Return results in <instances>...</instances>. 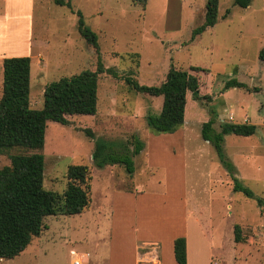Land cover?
Listing matches in <instances>:
<instances>
[{"label": "rangeland", "instance_id": "374dc122", "mask_svg": "<svg viewBox=\"0 0 264 264\" xmlns=\"http://www.w3.org/2000/svg\"><path fill=\"white\" fill-rule=\"evenodd\" d=\"M62 1H69L71 9L55 0H34L29 13L17 4L8 27L4 23L0 29V54L30 58L32 109H41L49 83L94 72L98 60L116 72L118 78L98 75L97 114L69 117L67 126L48 122L43 148L37 151L44 159L45 190L61 194L68 167L86 165L91 201L79 215L47 217L46 228L25 252L0 264H69L74 253H88L85 264H97L94 255L103 264H133L134 241L140 252L147 239L158 240L166 258L170 238L185 232L187 211L198 210L215 233L211 264H264V205L257 204V199L264 201V61L258 58L264 48V0H251L244 9L234 6V0H219L215 26L194 42L191 32L203 23L206 0H146L144 5L133 0ZM226 10L230 14L223 18ZM76 11L97 35L99 54L78 34ZM170 66L203 70L196 73L201 100L188 96L179 134L187 141L174 140V146L172 135L153 134L145 123L147 115L159 113L162 98L136 93L124 80L159 86ZM0 67L1 97V61ZM229 80L246 88L223 90ZM209 120L216 132L223 123L256 126L251 137L226 135L223 141L236 178L254 198L232 191L214 149L201 139V126ZM85 129L93 132V140ZM134 137L146 142L144 154L133 158L134 180L122 165H93L96 140L131 148ZM19 153L27 154L14 149L0 155V169L10 165L9 155ZM136 190L142 194L117 205L113 215V202L123 194L135 196ZM236 226L240 243L233 241ZM192 233L198 244L197 230Z\"/></svg>", "mask_w": 264, "mask_h": 264}, {"label": "trees", "instance_id": "16d2710c", "mask_svg": "<svg viewBox=\"0 0 264 264\" xmlns=\"http://www.w3.org/2000/svg\"><path fill=\"white\" fill-rule=\"evenodd\" d=\"M251 0H234L233 5L247 8ZM146 0H133L135 5H144ZM219 0H206L203 23L191 32L194 42L208 28L215 26ZM56 5L71 9L70 2L55 0ZM230 14L226 10L223 18ZM76 29L84 41L99 54L97 35L85 25L82 14L75 12ZM258 58L264 61V48ZM203 70L191 67L189 70H177L170 66L164 81L159 86L140 85L131 77L124 80L136 93L150 97H161L162 104L158 114H149L145 123L153 134H173L183 124L187 97L200 101V80L196 75ZM106 73L118 78L111 68H104L98 60L94 72L83 71L77 75L63 77L49 83L43 90L41 109L30 107V58L9 57L2 60V93L0 97V155L10 150L25 153L9 155L10 165L0 169V260H9L19 256L46 228L45 219L50 216H75L89 207L91 201V175L86 165H71L67 169V185L61 194L47 191L43 187L44 159L38 153L43 148L48 122L62 126L69 124V117H94L97 114L98 75ZM229 88L245 89L246 86L236 80H229L223 90ZM213 121L202 124L200 136L214 149L219 163L232 181V191L254 198L250 189L236 178L233 164L227 160L223 151L226 135L251 137L256 126L250 124L223 123L216 132ZM87 138L93 140V132L84 131ZM144 143L133 138L132 147L96 140L92 152V163L102 169L108 165L119 164L127 175L134 174L133 158L139 155ZM30 151V153H28ZM258 206L264 201L257 199ZM233 241H242L239 227L234 228ZM173 256L176 264H187L186 239L178 237L173 241Z\"/></svg>", "mask_w": 264, "mask_h": 264}, {"label": "crops", "instance_id": "0c3cea01", "mask_svg": "<svg viewBox=\"0 0 264 264\" xmlns=\"http://www.w3.org/2000/svg\"><path fill=\"white\" fill-rule=\"evenodd\" d=\"M33 2H34V0H0V29L1 28L3 29L4 23L9 22L11 20V18L13 17V15H15L17 4L22 5L24 7H27L28 11L30 13L32 8H33ZM7 27H8V23L5 24V28H7ZM28 42H29V40H28ZM4 56H6V55L0 54V61L1 62L5 58ZM14 56H19V55H18V53L8 55V57H14ZM30 63H31V61H30ZM30 73H31V69H30ZM31 76H32V73L30 74V78H31ZM0 79H1V67H0ZM30 89H31V87H30ZM187 100H188V97H187ZM29 103H30V98H29ZM186 108H187V104H186ZM185 112H186V109H185ZM231 114H229V115H231ZM233 124H235V123H233ZM183 126H184V124L175 132V134L174 133L173 134H167V135H172L170 138L173 141V144H172L173 146H174V140L178 141V142L187 141L186 136L179 135L181 133ZM149 137H150V135H148L147 139ZM143 143H144V148H143L141 153L144 154V152L146 151L145 150L146 149V142L143 141ZM205 143L208 144L207 142H205ZM181 148H183V147L181 146ZM173 153H174V151H173ZM150 170L153 171V169H150ZM134 172H135V170H134ZM133 175H131V176L128 175L130 178V181L134 180ZM140 194H142V192L139 193L138 191L135 194V196L123 194L121 196L122 198L119 201L115 200L113 202V205H112L113 215L118 214L117 209H116L117 205H120L123 202L125 203L127 201H130L129 198L136 199V197ZM184 208L186 209V204H184ZM201 214H202V212L199 210L197 212L191 211V213H189L187 211V216L185 218V223H186L185 232L183 235H180V236H178V235L174 236L173 235L170 238L169 246H168V253L166 255V258L163 257V250H162L161 243L156 239H153V240L147 239V241H143L142 243H140L141 246L144 247L146 244H155L158 248L159 264H176L174 261V256H173V241L178 237H184L186 239V260H187V264H211L212 250L215 246L214 238H213V237H215V235H214L215 233H214V231H211L212 227H211L210 223L208 225V222H207V225L206 226L204 225V220H203ZM193 228H195V230H197V234L199 235L198 244H197V241L195 240L194 235L192 233ZM204 232H206L207 235H205ZM37 238H34V239H37ZM216 238H217V242H218L217 246H219L221 239L218 237H216ZM138 242L139 241H134V243H133V254H134L133 264H137V255H138V249L137 248L139 246ZM192 243H194L193 245H194V253H195L193 260L191 259ZM30 245H31V243H30ZM29 246L23 252H25L29 248ZM86 254H88V253H86ZM93 261H95L97 264H103V260H101L100 258H97L96 255H94ZM70 262H71V259H70ZM70 262H69V264H70Z\"/></svg>", "mask_w": 264, "mask_h": 264}, {"label": "built area", "instance_id": "2783aa9c", "mask_svg": "<svg viewBox=\"0 0 264 264\" xmlns=\"http://www.w3.org/2000/svg\"><path fill=\"white\" fill-rule=\"evenodd\" d=\"M88 254L74 253L70 264H85ZM137 264H159L158 248L155 244H146L140 248L137 255Z\"/></svg>", "mask_w": 264, "mask_h": 264}]
</instances>
